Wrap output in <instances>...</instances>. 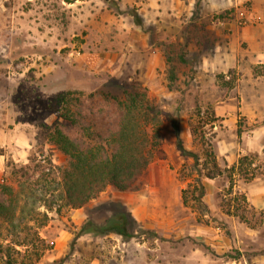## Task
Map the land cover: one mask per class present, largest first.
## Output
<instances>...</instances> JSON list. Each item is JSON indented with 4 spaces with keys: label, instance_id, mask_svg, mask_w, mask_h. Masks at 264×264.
I'll return each instance as SVG.
<instances>
[{
    "label": "rangeland",
    "instance_id": "1",
    "mask_svg": "<svg viewBox=\"0 0 264 264\" xmlns=\"http://www.w3.org/2000/svg\"><path fill=\"white\" fill-rule=\"evenodd\" d=\"M246 2L232 0L215 24L233 21L236 6L255 11ZM148 16L131 0H0V185L21 183L42 199L15 226L0 219V264H121L124 257V264H264V209L251 208L243 189L256 177L264 186V155L249 156L239 178L234 167L214 168V126L221 125L210 99L227 88L222 81L219 91L200 86L210 55L194 48L192 25L172 24L176 40L163 46L164 70L151 76L152 50L137 53L129 39L136 29L152 31ZM134 87L161 122L156 158L130 190L108 186L79 208L80 223L77 209L63 207L70 161L50 134L59 122L72 137L83 138V128L107 137L117 121L94 108L80 119L83 127H70L59 118L58 98L67 91L122 96ZM121 223L125 236L107 232Z\"/></svg>",
    "mask_w": 264,
    "mask_h": 264
},
{
    "label": "crops",
    "instance_id": "2",
    "mask_svg": "<svg viewBox=\"0 0 264 264\" xmlns=\"http://www.w3.org/2000/svg\"><path fill=\"white\" fill-rule=\"evenodd\" d=\"M250 1L257 14L264 15V0ZM131 2L148 8L149 16L144 22L153 25L152 31L145 34L136 29V37L129 38L130 45L135 47L136 44L137 53L143 52L144 48L152 50L148 51L152 56L148 69L151 76L160 66L164 70L163 46L170 40H176V36L171 34L172 24H178L180 30L193 26L194 48L198 53L210 55L200 67V86L203 88L210 84L219 91L218 81H222L227 88L224 94L210 99L213 114L221 125L219 130L214 126L217 131L216 161L219 166L234 167L236 173L233 177L239 178L238 168L244 158L264 155V22L240 26L235 21H227L223 26L216 25L217 15L229 9L232 0ZM178 37L180 42L184 40L183 36ZM260 181L256 177L243 189L251 208L262 210L264 186L256 184ZM74 212L80 223L86 219L81 209ZM124 258L121 264L125 263ZM101 263L103 261L97 258L91 261V264Z\"/></svg>",
    "mask_w": 264,
    "mask_h": 264
},
{
    "label": "trees",
    "instance_id": "3",
    "mask_svg": "<svg viewBox=\"0 0 264 264\" xmlns=\"http://www.w3.org/2000/svg\"><path fill=\"white\" fill-rule=\"evenodd\" d=\"M58 105L59 118L70 123L73 128L83 127L80 119H83V114L94 111V108L101 111L107 109L117 121L116 129L107 137L96 134L90 128H83V138L72 137L59 122L56 123L49 140L70 161L61 178L60 198L64 203L63 207L82 208L108 186L121 192L130 190L155 160L160 146L161 122L157 113H153L154 109L146 95L140 94L137 87L125 88L122 96H109L101 92L85 96L79 91H67L59 96ZM71 108H75V112ZM212 158L214 168L218 169L213 155ZM247 160L248 158L242 160L238 170L248 166ZM26 169L28 168L22 167L18 173L21 174ZM25 175L24 172L22 176ZM197 187H200L202 197L204 188L200 179ZM25 190L21 183L18 189L7 184L0 185V219L10 226H15L17 219L33 217L37 205L42 202L41 198L33 193L28 194ZM241 199L246 202L245 196H241ZM44 207L48 211L55 209L60 212L47 202ZM44 220H48L46 214ZM124 229V224L121 223L107 232L125 236Z\"/></svg>",
    "mask_w": 264,
    "mask_h": 264
},
{
    "label": "built area",
    "instance_id": "4",
    "mask_svg": "<svg viewBox=\"0 0 264 264\" xmlns=\"http://www.w3.org/2000/svg\"><path fill=\"white\" fill-rule=\"evenodd\" d=\"M247 3H250V0H248L245 5H247ZM228 18L237 22L238 24H241V26H247L250 24L257 25L264 22V15L257 14L254 10H251L247 6H236L235 12L230 14ZM224 23L225 20L219 22L220 25H223Z\"/></svg>",
    "mask_w": 264,
    "mask_h": 264
}]
</instances>
